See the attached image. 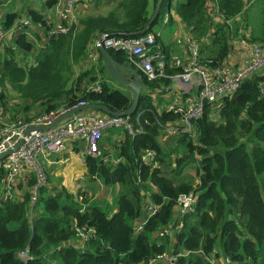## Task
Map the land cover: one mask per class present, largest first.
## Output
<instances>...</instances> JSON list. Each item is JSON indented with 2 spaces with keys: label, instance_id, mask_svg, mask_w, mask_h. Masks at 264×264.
I'll use <instances>...</instances> for the list:
<instances>
[{
  "label": "trees",
  "instance_id": "trees-1",
  "mask_svg": "<svg viewBox=\"0 0 264 264\" xmlns=\"http://www.w3.org/2000/svg\"><path fill=\"white\" fill-rule=\"evenodd\" d=\"M156 1L118 0L106 15L87 16L80 20L79 28L74 24L66 35L54 37L37 48L23 33L18 34L14 47L25 55L32 53L33 58L20 64L12 47L0 44L4 52L0 54V86L7 81L22 103H30L23 105L25 111L35 103L44 112L59 105H74L79 100L101 104L111 111L123 110L131 101L129 94L113 88L101 77L105 65L100 54L95 68L89 59L96 38L98 35L136 38L150 32L165 57L166 73L174 74L178 69L169 66L161 35L154 30L160 27L164 14L169 15L170 8L191 36L200 37L193 38L198 39L204 59L212 63L225 57L229 31L233 29L237 36L242 23L240 36L246 39L248 33L247 41L264 48V0L257 27H250L247 21L243 11L245 0H211L223 18L220 23L206 15L207 0H161L157 15L146 26ZM51 3L52 0L45 1L46 6ZM26 14L46 25L39 12L27 7ZM16 17L15 12L7 11L0 27L7 30ZM236 17L239 26L234 21ZM225 21H231V25ZM107 51L114 61L133 66L123 52ZM83 60L89 65L74 75V66ZM139 75L148 92L142 90L136 110L125 117L133 129L138 124L142 131L130 135L124 130L114 148L122 161L112 166L99 157H84L90 178L107 186H119L111 203L90 201L85 193L78 200L64 187H49L44 182L37 189L34 216L28 220L27 189L34 180L31 174L25 179L20 198L0 199V264H146L155 253L168 248L182 253L175 264H209L204 255L214 247L230 264H264V194L261 192L262 189L264 193V96L258 92L263 76L252 74L243 79L230 97L220 101L215 108L219 121L212 119V110L206 105L194 123L195 143L187 134L175 136L182 153L171 160L172 149L163 152L157 141L156 122L174 121L177 115L167 110L156 111L149 91L160 83L167 84L169 79L147 81ZM98 79V92L85 90ZM0 102L2 110H6L1 90ZM146 148L156 153V167L141 161L140 152ZM189 163H196L199 177L197 189L193 190V211L182 216V225L172 236H155L171 220L178 194L192 188L188 179L180 177ZM167 168L173 172L172 177L167 175ZM137 172L139 184H136ZM141 190L150 194L159 209L134 233V223L143 205ZM90 228L93 235L89 234L82 248L72 243L66 245L68 240L78 239L76 229ZM25 250L27 258L22 261L17 254Z\"/></svg>",
  "mask_w": 264,
  "mask_h": 264
},
{
  "label": "built area",
  "instance_id": "built-area-1",
  "mask_svg": "<svg viewBox=\"0 0 264 264\" xmlns=\"http://www.w3.org/2000/svg\"><path fill=\"white\" fill-rule=\"evenodd\" d=\"M92 2L93 0H64L58 6L56 21L53 23L47 21L45 26L34 22V26L42 30V42L35 43L34 35L28 40L41 47L54 37L66 35L70 27L76 25L77 17L84 12V6ZM218 16L223 22V18L219 14ZM31 22L29 18H24L12 24L15 34L27 35ZM225 22L230 24V21ZM239 37L230 41L231 46L237 44L239 48H244V56L236 65L230 60L224 62L225 59L222 63H212L210 59H204L199 42L188 32L182 37H175L173 42L179 46L181 52L169 56V66L178 69L174 74L166 73L165 57L160 47L155 43L154 35L150 32L136 38L101 35L100 44L106 50L123 52L132 63V67L147 81L160 78L172 79L175 75L180 82L182 94L179 97H171L170 104L165 110L177 115V119L164 124L156 123L159 133L162 131L173 136L187 134L191 137L195 135V120L201 117L204 107L208 105L211 110L215 109L223 98L230 97L240 82L250 75L263 76L262 81L258 84V92L264 96V48L255 42L245 40L240 35ZM245 37L247 38L246 34ZM4 40L5 31L0 27V44H3ZM94 47L89 59L97 66L96 42ZM163 89L167 91L168 87L165 86ZM85 90L98 92L100 90L99 79L87 85ZM85 104H87L86 101L79 100L71 106L61 105L55 109L24 118L18 115L15 110L17 107L6 104V110H2L0 102V156L3 155L0 158V199L15 198L13 191L16 177L26 168L32 170L37 185L44 184L42 168L36 159L37 156L43 157L45 154L58 153L67 142L82 145L80 153L82 157H99L102 162L112 166L122 161L120 156L115 155L116 151L114 150L103 154L99 140L102 131L108 128L121 127L130 134L131 130H134L135 133L142 131L138 124V127L133 129L125 116H113L102 112L92 113L88 109L89 112H85L87 110L76 111L54 122L61 114ZM140 159L152 168L157 165L155 152L152 149L142 150ZM136 175V184H139L141 180L138 172ZM141 191L143 205L141 214L134 223V233H138L148 218L159 209V205L152 202L150 194L147 191ZM31 194L30 202L33 205L31 211L34 212V204L37 199L36 189L32 188ZM194 200L193 190L178 194L172 207L171 220L160 227L155 232V236H172L177 232L182 225V216L193 211ZM89 234L93 235V229L90 228L86 231L76 229L78 239L68 240L66 245L72 243L74 247L82 248L83 242L89 238ZM21 254H24L23 258ZM20 255L17 254V257L25 261L26 250L20 252ZM180 255L182 253H175L171 250L161 251L155 253L146 264H175ZM204 258L209 264H230L227 257L216 255L213 249L208 255H204Z\"/></svg>",
  "mask_w": 264,
  "mask_h": 264
},
{
  "label": "crops",
  "instance_id": "crops-1",
  "mask_svg": "<svg viewBox=\"0 0 264 264\" xmlns=\"http://www.w3.org/2000/svg\"><path fill=\"white\" fill-rule=\"evenodd\" d=\"M46 0H29L27 4H23L20 2V0H0V20L3 17V15L9 11V12H15L17 14L16 19L12 22L14 24L18 20L24 19V18H29V16L26 14V8L29 7L40 14L43 15V20H45V24H47V21L49 23H53L56 21V12L58 9V6L63 3L64 0H52V3L48 6L45 5ZM94 1L91 4H88L84 6V12L89 11V9L92 8L94 5ZM100 1V0H99ZM97 2V0H96ZM256 2V0L254 1ZM205 13L206 15L214 22H221L220 17L217 14V10L212 2L210 4H205ZM164 18L162 19V23L159 28H157L156 32H158L161 35L162 43L163 46H165V49L168 53V56L172 54H180L181 49L179 46H177L174 42L173 39L175 37H182L185 34H187V28H185L184 24L180 22L179 18L177 15L174 13L173 8H170L169 15L164 14ZM30 19V18H29ZM169 19V22H168ZM32 22L28 27V32L27 35L24 34L26 39L30 38L32 35L35 37V43L36 42H42V30L36 28L34 26V22L32 19H30ZM234 20H238L239 23V17H236ZM231 22V21H230ZM10 25V27L5 31V40L3 42L4 46L12 47V50L17 52L18 54L21 55V59H23V63H29L31 62L33 58V54L29 53L28 55L23 54L22 51L17 50L16 47H14L13 41L16 38L17 34H15L14 29L12 28L13 25ZM231 25V23H230ZM242 32V27L240 26L239 28V34L234 38L236 39L239 37V35ZM232 38H229L228 43L229 47L227 50V54L225 57L217 63H222L225 59L224 62L231 61V63H234L235 65L240 61L241 57L244 56V48H239L237 44H234L231 46L230 41H232ZM1 45L0 47H3ZM36 48L38 47L37 44H35ZM239 48V49H238ZM13 51V52H14ZM15 57L16 60L18 61V57ZM19 63V62H18ZM104 71L101 72V77L109 83L110 86L113 88H117L126 94H129L131 97V92L125 89L124 87L120 86L116 81H114L107 69L104 67ZM120 71L127 76H129V72L126 71L125 69H120ZM130 77V76H129ZM90 84V83H89ZM142 85V84H141ZM160 86L157 87L155 86L153 89L154 90H149L152 98V103L155 106L156 111L160 110H165V108L170 104L171 97L173 96H178L181 93V85L179 80L173 76L172 79H169V82L167 84H159ZM167 86L168 90L165 91L163 87ZM142 90H146L141 87ZM162 92L159 94L158 92L160 90ZM92 113H97L96 110L89 109ZM85 112H89L88 110ZM119 131L113 130V128H108L104 129L102 131L101 135V141H100V149L102 150L103 154L105 153H110V150L108 147L113 143V142H119L122 138L119 136ZM104 138H107V140H104ZM106 142V143H105ZM81 145H78L76 143L72 142H67L65 143L64 148L58 152V153H50V154H45L42 158H44V161L46 162V167L42 171H46L47 177H50L51 180H47L48 183H46L49 187L50 186H56V187H64L68 192H71L72 194L75 192V190L78 188H84L88 192L91 191L94 196L91 197V200H96L101 202H107L111 203L112 198L117 194L119 190L118 185H98L96 181L91 178L87 174V167H86V162L84 157L81 156ZM114 150V148H113ZM114 155V152H113ZM32 172L26 168L21 174H19L16 177L15 184H14V191H13V197H20L17 196L15 193V185L18 182L24 181L26 178H28ZM46 178V176H45ZM98 186V189L95 187ZM100 187H103L104 189L102 190ZM88 188V189H86ZM155 190V188H154ZM87 193L86 191H82ZM18 194V193H17ZM91 195V194H90ZM98 197V198H97ZM214 252L216 255L221 256L222 253H218V249L216 247L213 248Z\"/></svg>",
  "mask_w": 264,
  "mask_h": 264
},
{
  "label": "rangeland",
  "instance_id": "rangeland-1",
  "mask_svg": "<svg viewBox=\"0 0 264 264\" xmlns=\"http://www.w3.org/2000/svg\"><path fill=\"white\" fill-rule=\"evenodd\" d=\"M28 1L29 0H20V2H22L23 4H27ZM117 1L118 0H100V1L98 0L97 2L94 1V5L92 6L91 9H89V11H87L85 13H82L81 15H79L77 17L76 27L79 28L81 26L80 25V20L81 19H84L87 16H100V15L101 16H104V15H106L108 12H110L111 10L114 9V7L116 6V2ZM254 1L255 0H245V2H244V9H243V11L247 15V21H248L250 27H252L254 25L257 27V21L261 17V12H260L261 8H260V5H262V2L263 1L262 0L261 1L260 0H257L256 2H254ZM210 2H211V0H207L205 4H210ZM234 21L239 26L238 20H234ZM229 23H231V22H229ZM240 26L242 27L243 26V23ZM156 29L157 28L154 27V30H156ZM229 32H231V33H229V36L228 37L234 39L236 37V35L234 34L233 29L230 30ZM247 34L248 33H246V35ZM192 37H194V38L196 37L198 39L200 38V37H197V36H192ZM205 40L207 41V38ZM245 40H247V38ZM15 53H16V56L18 57L17 58L18 59V62L20 64H22L23 63V59H21V55L18 54L17 52H15ZM0 54H2V55L4 54L3 47H0ZM87 65H89V64H86V61L85 60H83L82 62H80L79 65H75L74 68H73L74 75L75 74H78L82 70L86 69L87 68ZM125 65H127V64H125ZM93 67L95 68V65H93ZM0 90L4 94L5 102H7V103H5V105L8 104V105H10L12 107H15V108L17 107V110L16 111H17V113H18V115L20 117L28 118V117H30L32 115H35V113L38 114V113L43 112L42 109L40 108V106L37 103H35L33 105H30L28 107V109L25 111L23 109V105L24 104L29 105L30 103H27V102L22 103V101H21L22 99L18 96V93L15 90H13L12 88H10V85L7 83V81H4L3 82V87L0 86ZM59 106H61V105H59ZM59 106H57V107H59ZM97 112L100 113V111H97ZM212 119H214V120L216 119L217 121H219L217 119V117H216V110L215 109L212 110ZM124 130L125 129H123L121 127H119V130H116V131H119V133H120L119 136L121 138L123 136ZM126 133H128V132L126 131ZM134 133H135V131L134 130H131V134L130 133H128V134L132 135ZM174 137L175 136L169 135L168 133H163L162 131L160 133L158 132L157 137H156L157 138V141L159 143V146H160V148H161V150L163 152L166 151V150L172 149L173 153L170 154V156H169V159H171V160L174 158L175 155H181V153H182L179 150V149H181V147L179 145H176L178 143L176 141V138H174ZM189 138H190L191 141H193L195 143V140H194L195 139V135H193V136H191ZM104 140H107V138H104ZM100 141H101V139L99 140V144H100ZM117 144H118V142H113L108 147V149L109 150H113V148H115V145L117 146ZM80 148L82 149L83 146L81 145ZM175 148H176V150H174ZM141 156H142V151L140 152V157ZM195 158H197L196 155H195ZM36 159L39 162V164L41 165V167L44 169L46 167V162L44 161V158H42L41 155H38ZM155 160H156V153H155ZM195 168H196V163H189L181 171V174H180V177L181 178H186V179H188L190 181L191 187H192L191 190L197 189V186L199 184V177H198V175H197V173L195 171ZM31 172H32V170H31ZM166 173H167L168 176L172 177V173L173 172L171 173V171L169 170V168L166 169ZM42 176H43L44 181L46 183H48L47 180H51L50 177H47L46 171H42ZM45 176H46V178H45ZM31 178H32V176H31ZM90 180H91V178H90ZM25 181L26 180H24L22 182L20 181V182H18L16 184V185H18L19 183H21L20 187H18V186L16 187V185H15V187H16L15 188V193L16 192L18 193V194L16 193L17 196H21L22 195V191L25 189L24 188ZM96 182L98 183V185H101L102 184V186H103V183L101 181L98 180ZM36 185H37V180H36L35 175H34L33 184L30 187H28V189H27L29 191L30 198H29L28 205H27L26 216H27V218H31V219L34 216V212L31 211V208H32L33 205H31V202H30L31 201V196H32V194H31L32 193V188L36 189V192H37V189L40 186V185H37V186ZM95 187L98 189V186H95ZM100 188L102 190L104 189L103 187H100ZM86 189H88V188H86ZM82 191H86L87 193L82 192ZM261 192H262V194H264L262 189H261ZM83 193H85V196L90 201H91V197L94 196V194L91 191L88 192L84 188H80V189L77 188L75 190V192L73 193V195L78 200H80V199L82 200V197L84 196ZM15 198H20V197H15ZM210 233L212 234V232H210ZM215 245H218V244L215 243ZM170 249L171 248H168L166 250H170ZM18 254H19V256L22 255V258H23L24 254H21V255H20V253H18ZM22 258H20V259H22Z\"/></svg>",
  "mask_w": 264,
  "mask_h": 264
},
{
  "label": "water",
  "instance_id": "water-1",
  "mask_svg": "<svg viewBox=\"0 0 264 264\" xmlns=\"http://www.w3.org/2000/svg\"><path fill=\"white\" fill-rule=\"evenodd\" d=\"M160 3H161V0L156 1L155 7L152 11L150 18L148 19V21L146 23V26L157 15ZM146 26L141 30V32H143L145 30ZM100 40H101V35H98L96 38V50H97L98 54H100L101 60H102L103 64L105 65L110 77L114 81H116L120 86L124 87L125 89H127L128 91L131 92V97H130L131 101H130L129 105L127 106V108H125L123 110L111 111L107 107H105L101 104L87 103L83 106H77V107L61 114L60 116H58L54 120V122H57V121L63 119L64 117L72 114L73 112L88 110V109L97 110V111H100L102 113H105L108 115H113V116H128L136 110L137 104H138V98L142 92V88H141L142 85H141L140 75H139L138 71L131 66L121 64V63L114 61L109 56L108 51L100 44ZM120 69H125L126 71H128L130 74L129 75L130 77L127 76L126 74L122 73L120 71ZM2 156L3 155H1L0 158Z\"/></svg>",
  "mask_w": 264,
  "mask_h": 264
}]
</instances>
